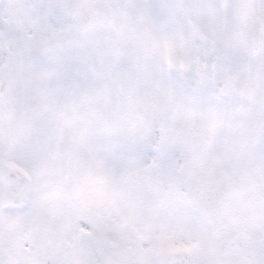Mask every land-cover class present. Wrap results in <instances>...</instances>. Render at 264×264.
Masks as SVG:
<instances>
[{"label":"snow or ice","instance_id":"1","mask_svg":"<svg viewBox=\"0 0 264 264\" xmlns=\"http://www.w3.org/2000/svg\"><path fill=\"white\" fill-rule=\"evenodd\" d=\"M0 264H264V0H0Z\"/></svg>","mask_w":264,"mask_h":264}]
</instances>
